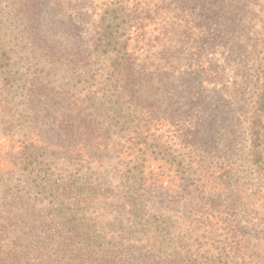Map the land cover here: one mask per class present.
I'll list each match as a JSON object with an SVG mask.
<instances>
[{"label": "rangeland", "instance_id": "obj_1", "mask_svg": "<svg viewBox=\"0 0 264 264\" xmlns=\"http://www.w3.org/2000/svg\"><path fill=\"white\" fill-rule=\"evenodd\" d=\"M246 1L262 5L263 0ZM192 6L191 0H0V53L10 58L9 70L16 79L10 90L1 83L5 75H0V195L6 182L13 184V191L23 188L13 166L23 159L22 148L32 145L45 150L52 167L56 166L55 170L60 172L63 170L64 175L82 177L84 181L91 176L82 169V164L84 168L87 166L86 159L69 154L68 150L82 147L83 139H78L74 132L87 117L95 116L98 112L95 110L102 108L100 104L106 102L104 96L109 93L107 83H101L104 80L97 77L100 66L82 67L78 59V56L91 53L99 19L105 11L117 9L114 21L120 32L130 34L135 64L150 72L159 64L158 54L163 50V42L181 36L190 35L184 39L185 52L180 61L182 65L188 62L186 66L194 64V45L200 39L191 27L194 15L188 12H193ZM262 6L264 8V3ZM254 31L231 35L224 32L223 42L213 46L214 60L222 59L226 73L232 72L228 75L230 79L236 84L240 82L230 90V95L221 99L216 94H201L192 86L194 83L187 86L193 95L208 97L213 108L211 113L207 110L208 118L202 119L213 135L206 164L212 168L225 166L249 185L257 181L249 163L248 118L255 99L254 70L264 55L257 42V29ZM233 48L241 50V56L228 55ZM252 49L262 52L257 56ZM246 68L250 71L242 77ZM146 75L150 77L149 73ZM161 75L159 72L154 77ZM29 92L32 95H28ZM143 92L144 102L136 107L137 114L152 109L156 117L162 119L161 123L151 125L158 130L156 141L151 134L133 133L122 119L114 126L108 125L109 119L108 123H102L117 135L104 134L102 142L94 135L89 141L92 148L99 147L91 153L96 154L98 164L102 165L96 168L93 176L101 180L98 183L102 197L97 205L103 203L91 207L86 217L93 219L99 240L109 242L106 230L111 225L118 228L122 224L120 220L126 209L120 202L116 203L123 195L118 188V177L126 175L128 169L137 171L136 166L132 168L130 154H135L137 149L140 153L146 146L150 155L142 176L154 180L149 183L152 185L149 195L144 196L148 197L146 209L150 214L157 212V216L171 225L170 248L161 260L168 263L178 255L184 262L181 264H264V220L257 223L247 213L248 207L244 209L238 205L240 193L223 191L214 178L206 180L202 175L191 173L193 147L189 138L184 143L173 139L184 127L176 110L169 109L172 103L168 104L169 98L162 94L161 88L152 94L147 89ZM183 94L179 92L172 100L181 103L183 98L192 95ZM127 114L121 112L124 120L130 117ZM68 117L76 119L74 128L71 126L72 133L63 130ZM170 118L174 123L168 128L164 122ZM183 136L185 139L188 135ZM104 145L106 149L101 147ZM115 177L116 181L111 183ZM208 193L210 197L207 198ZM133 253L130 261L137 264L135 260L143 254ZM151 262L148 258L144 264H153Z\"/></svg>", "mask_w": 264, "mask_h": 264}, {"label": "trees", "instance_id": "obj_2", "mask_svg": "<svg viewBox=\"0 0 264 264\" xmlns=\"http://www.w3.org/2000/svg\"><path fill=\"white\" fill-rule=\"evenodd\" d=\"M191 1L193 12H188L194 15V25L191 27L192 31L198 33L196 36L200 40L194 45V64L188 66H186L188 62L182 65L180 57L185 52L184 39L189 38L190 35L163 42V50L158 54L159 64L155 70L149 72L143 66L135 64L129 44L130 34L120 32L114 21L117 9L111 8L112 10L105 11L100 17L91 53H85L80 58L78 56V59L83 63L82 67L89 64L100 66L98 68L100 74L97 77L104 80L101 83H107L109 93L104 96L106 102L100 104L102 108L95 110L98 111L95 116L83 119L82 125L75 130L74 134L78 136L77 138L83 139L82 147L68 150L69 154H77L82 160L86 159L87 166L84 168L82 164V169L91 176L84 181L82 177L64 175L63 170L60 172L55 170L56 166L52 167L48 153L39 145L22 148L20 154L23 159L15 164L13 169L19 173L23 188L13 191V184L6 182L0 195V264H132L130 257H134L133 251L143 254L135 260L137 264H144L145 259L148 258L152 259L153 264L184 263L178 255L168 263L161 260L166 250L170 248L168 242L171 225L157 216V212L150 214L149 209H146L148 197L144 196L149 195L148 191L152 187L149 183L154 182L153 179L142 176L146 173L143 166L146 165L150 155L146 146L140 153L137 149L135 154H130L131 163H134L132 168L136 166L137 171L128 169L126 175L120 179L118 177V188L123 195L121 199L116 200V203L120 202L126 211L120 220L122 223L120 227L115 228L111 225L106 230L110 234L108 236L106 232L109 242L99 240L96 229L93 228V219L86 217L91 207L101 206L103 203L101 201L97 205L102 197L101 185L98 183V180H101L93 176L96 168L100 169L102 165L98 164L96 154L91 153V150L98 151L99 147L92 148L89 141L94 135L101 142L104 134L117 135V132L109 131L102 126V123L109 119L111 122H107L108 125L114 126L113 124H117L122 119L125 127L130 125L126 128L133 133L138 131V135L151 134L150 137H154V141L157 140L155 133L158 130L156 131V127L151 125H154V122L161 123L162 119L156 117L152 109L147 110L146 113L141 111L139 114L136 110V107L144 102L145 89L152 94L153 91H159L161 88L162 94L169 98L168 104L172 103L169 109L176 110L177 118L183 122L182 127L186 131L179 130L173 139L175 138L178 143L190 139V145L193 147L191 168L189 167L191 173L202 175L206 180L214 178L220 183L219 187L223 191L240 193L238 205L244 209L248 207L247 213L257 223H262L264 220V55L254 70L257 83L253 85L255 99L250 106L248 118L249 163L256 184L249 185L246 181L242 182L236 173L225 166L212 168L206 164L205 159L209 156L213 135L212 129L207 130L208 124L202 119L208 118L207 110L210 113L213 111L208 97L203 96L204 94H209L208 96L216 94L224 99V96L230 95V90L235 89L240 83L236 84L230 79L228 75H232V72L226 73L222 59L214 60L213 46L223 42L224 32H227L226 35H231L238 32L251 33L257 29L256 38L259 39L257 42L264 54V41H261L264 40L262 6L264 0L261 6L258 3L254 5L247 3L246 0ZM262 51L255 52L252 49L251 52L258 56ZM228 55L236 58L241 56V50L233 48ZM9 60L6 53H0V75H5L1 83L12 90L16 79L9 70ZM249 71L246 68L241 76L245 77ZM159 72L162 75L154 77ZM147 73L150 77L146 75ZM192 83H194L192 86L200 90L202 96L198 93L192 94L193 91L187 87ZM179 92L184 93L183 95H192L190 98H183L181 103L172 100ZM8 93L10 94V91ZM28 95H32V92ZM121 112H128L127 115L130 117L124 120ZM199 114L203 115L199 117ZM131 116L134 119L131 120ZM144 119L147 121H143ZM75 121L76 119L68 117L63 123L67 125L63 130L72 133L71 126L73 127ZM164 123L171 128L174 120L170 118ZM151 127L154 130H151ZM102 132L103 134H100ZM184 134L188 135L185 139ZM101 147L106 149L107 146ZM193 166L196 168L193 169ZM115 181L116 177L111 183ZM208 197H210L209 193Z\"/></svg>", "mask_w": 264, "mask_h": 264}]
</instances>
